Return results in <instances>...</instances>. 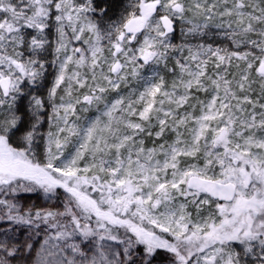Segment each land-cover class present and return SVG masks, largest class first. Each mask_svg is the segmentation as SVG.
Instances as JSON below:
<instances>
[{
  "label": "snow or ice",
  "instance_id": "snow-or-ice-1",
  "mask_svg": "<svg viewBox=\"0 0 264 264\" xmlns=\"http://www.w3.org/2000/svg\"><path fill=\"white\" fill-rule=\"evenodd\" d=\"M0 264H264V0H0Z\"/></svg>",
  "mask_w": 264,
  "mask_h": 264
}]
</instances>
